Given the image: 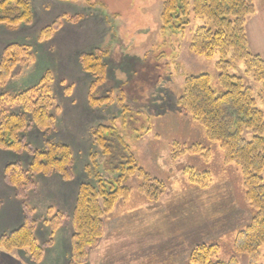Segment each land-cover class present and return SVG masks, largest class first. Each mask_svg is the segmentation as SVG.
I'll return each mask as SVG.
<instances>
[{
  "label": "rangeland",
  "instance_id": "374dc122",
  "mask_svg": "<svg viewBox=\"0 0 264 264\" xmlns=\"http://www.w3.org/2000/svg\"><path fill=\"white\" fill-rule=\"evenodd\" d=\"M28 1L32 13L29 25L8 28L0 24V58L13 44L24 48L27 54L0 87V117L4 113L21 114L20 106L12 99L29 88L47 84L52 100V127L40 131L30 123L19 137L38 151L46 141L66 146L73 159L72 178L63 181L57 175L37 177L35 188L23 200L17 199L15 190L4 183L3 171L14 162L26 169L30 157L27 153L0 150V237L23 224L27 209L36 222L34 238L43 250L38 264H69L72 214L79 187L97 186L98 181L114 180L120 175L104 169V156L93 142L92 132L105 125L119 128L116 131L136 166L151 179L161 181L166 192L159 202L149 203L136 191L137 176L125 177L122 186L131 190L130 197L120 201L104 218L102 237L89 250L86 264H188L191 250L203 243L220 246L219 261L235 256L238 264H247L244 254L235 255L232 250L233 236L253 216L243 200L239 170L234 164L226 165L218 145L207 142L202 128L175 106L187 76L206 74L216 86L219 56L208 59L190 51L195 30L206 22L191 17L182 34L164 30L161 0ZM253 2L255 13L245 24L247 50L264 60V0ZM46 30L50 31L49 38L43 36ZM97 50L106 53V79L93 96L99 98L109 92L113 95L110 105L92 107L89 95L95 81L83 71L80 59ZM227 58L228 74L251 88L257 108L264 113L261 85L251 73H246L244 62L232 63L230 54ZM120 97L130 112L141 116L135 123L138 128L122 125L117 104ZM25 118L29 121V117ZM245 138L249 140L251 134L246 133ZM197 143L210 151L207 158L183 154L173 157L175 145H180L181 152ZM185 167L209 172V186L199 189L191 185L183 174ZM262 178L264 183V171ZM189 206H197V228L182 232L185 223L174 221L178 212ZM220 210H229L228 217L221 216ZM208 213L214 219L208 218ZM58 214L64 218L52 235L49 222ZM152 215H159L160 219L142 225L143 219ZM67 243L69 250L65 248ZM0 264L36 263L24 249H0ZM259 264H264V251Z\"/></svg>",
  "mask_w": 264,
  "mask_h": 264
},
{
  "label": "trees",
  "instance_id": "16d2710c",
  "mask_svg": "<svg viewBox=\"0 0 264 264\" xmlns=\"http://www.w3.org/2000/svg\"><path fill=\"white\" fill-rule=\"evenodd\" d=\"M254 0H161L160 21L162 29L173 34H182L190 24V18L204 20L205 25L198 27L191 39L190 51L195 55L211 58L218 55L216 64L218 77L216 86L206 74L187 76L175 106L180 113L189 115L203 130L207 142L217 144L226 165L237 166L241 176L243 200L253 212L250 222L233 236L232 250L235 255L244 254L247 264H259L261 251H264V113L257 108L251 88L245 87L241 79L228 74L230 54L232 63L244 62L246 73H251L254 81L261 85L264 96V60L251 55L247 50L245 24L255 13ZM32 21L31 6L28 0H0V24L8 28L29 25ZM49 38L50 31L43 32ZM27 56L26 50L19 45H10L0 58V87L9 79L12 70ZM106 53L95 51L83 55L80 64L95 82L92 84L89 102L92 107L110 105L112 92L95 98L97 88L105 82ZM44 82L29 88L12 99L20 106L21 114L4 113L0 117V150L15 154L27 153L30 162L24 169L19 162L7 165L3 171L4 183L15 190L17 199H24L35 188V178L59 176L63 181L72 178L73 159L69 149L61 144L45 142L42 150H33L19 134L29 129L30 123L38 130L52 127L50 115L52 100L47 84ZM120 96H122L120 94ZM124 126L128 128L141 119L138 113L129 111L120 97L117 102ZM25 117H29V121ZM142 128V125H140ZM119 128L100 125L92 132L94 145L104 156L103 167L106 171L120 174L110 181H98L97 186L82 184L78 190L77 201L72 214L73 235L69 264H86L88 252L94 248L103 234V220L110 215L120 201H127L131 190L122 186L124 178L136 175L137 193L149 203L159 202L166 192L161 181L151 179L149 174L138 168L128 146L118 133ZM149 129L147 128V132ZM250 133L247 140L245 134ZM173 148L177 155L201 156L207 158L208 150L200 144H193L181 152L179 144ZM183 174L191 185L206 188L211 182L209 172H197L185 167ZM26 217L23 224L11 233L0 237V249L10 251L24 249L30 260L38 264L43 250L34 238L36 222ZM50 210L48 215L50 216ZM64 216H54L50 224L52 235L60 227ZM220 246L217 243L199 244L191 250L188 264H238L235 256L228 261L217 260Z\"/></svg>",
  "mask_w": 264,
  "mask_h": 264
},
{
  "label": "crops",
  "instance_id": "0c3cea01",
  "mask_svg": "<svg viewBox=\"0 0 264 264\" xmlns=\"http://www.w3.org/2000/svg\"><path fill=\"white\" fill-rule=\"evenodd\" d=\"M179 197V199H181V197L180 196H178ZM178 199V200H179ZM175 201H176V199H175ZM177 206L179 205V203H177L176 204ZM174 206V205H173ZM196 208H197V206L195 207V209H193L192 207H188L186 210H184L182 213H181V211L180 212H178V214L176 215V219L177 220H175V216L173 217L172 216V218H174V222H176V221H182V222H184L185 224V226L186 227H184V228H182V232L183 231H186L187 229H192V228H197V224H196V222H197V218L195 217V213H197V212H195L196 211ZM219 208L220 209H222L220 206H219ZM221 212V216H225V217H228V213H229V210H226L225 211V213H223L222 212V210H220ZM209 214V213H208ZM159 215H152L151 217H147V218H144L143 219V221H142V225H144V223H149L150 222V220H152V221H158V219H160L159 217H158ZM208 218H211V219H214L213 217H211L210 216V214H209V217ZM224 218V217H223ZM135 220V219H134ZM189 220V221H188ZM174 222H172L171 221V223H174ZM226 222H228V221H225V223ZM112 223V222H111ZM187 223H189V224H187ZM222 223V222H221ZM220 224V223H219ZM219 224H217V226L219 225ZM199 226H200V224H199ZM236 231V230H235ZM180 233V232H179ZM125 234H128V232L125 230ZM183 234V233H182ZM66 240L68 239V237H66L65 238ZM196 244H198V242H196ZM195 244V245H196ZM194 245V246H195ZM65 248H66V250H69V248H68V243H67V246L65 245ZM69 253V251H67V254Z\"/></svg>",
  "mask_w": 264,
  "mask_h": 264
}]
</instances>
